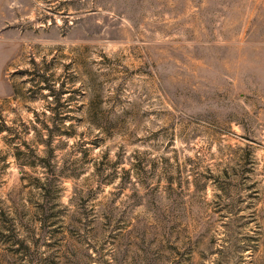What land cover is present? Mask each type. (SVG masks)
<instances>
[{"label":"rangeland","instance_id":"1","mask_svg":"<svg viewBox=\"0 0 264 264\" xmlns=\"http://www.w3.org/2000/svg\"><path fill=\"white\" fill-rule=\"evenodd\" d=\"M0 264H264V0H0Z\"/></svg>","mask_w":264,"mask_h":264}]
</instances>
